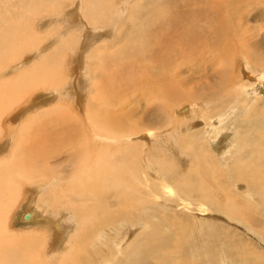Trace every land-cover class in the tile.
Here are the masks:
<instances>
[{
    "label": "bare ground",
    "instance_id": "obj_1",
    "mask_svg": "<svg viewBox=\"0 0 264 264\" xmlns=\"http://www.w3.org/2000/svg\"><path fill=\"white\" fill-rule=\"evenodd\" d=\"M179 1L186 2L188 6L190 5L189 10H184V12H187L186 15L179 12L173 15L172 11H168L164 5H159V0H153V8L150 12L151 21L146 20L135 27L143 33L140 39L135 40L131 36L130 40L120 41L119 43L122 42V44L117 51L114 52L115 47L109 54L107 53L111 47L105 45L106 50L102 46L92 47L89 52V60L94 62H88L87 68L93 71L92 80L94 82L91 85L89 84L90 94H88L84 110L86 115L90 114L88 119L84 118L80 121L75 115L78 113V109L72 111L69 106L59 109L64 114L52 117L58 111L55 109L61 106L63 102L61 101L63 98L60 97L53 105H44V109L31 115L30 118H34V120L30 119L21 132L17 135L15 133L11 134L10 141L7 144L10 149L9 153L7 152L8 154L4 156L1 154L2 158L0 159V264H48L49 254H43L38 246H46L49 252H52L54 247L60 249L61 247L58 246L59 241L54 242L53 240L57 236L62 241L64 235L68 236L64 243L66 245L63 247L64 250L54 252V254L60 255L57 264H218L217 262L225 260L226 256V252L220 251L219 248L222 242H224L222 248L227 243L223 237L220 238L216 235L219 223L216 222V218H223V216L228 221V228L235 226L238 228L236 231H239L242 237H249L257 241L258 244L254 243L252 246L256 252L249 247L252 249L249 250L250 254L248 253L249 256H252L250 264H262L264 260V257H262L264 243L260 239L261 234L259 235L257 229L253 226L258 223H254V214L246 212L239 205V190L233 189L235 183H237L239 189L240 185H243L246 188L245 195H248V197L258 195L262 201V206H264V175L263 177L255 176L259 175L263 168L260 169V166L254 167V162L258 163L256 157L264 158V119L254 120L258 116L256 107H250L246 111H242V119L239 123H245V125L238 124L243 128L246 127L243 133L238 132L241 127H236L234 132H232V128L229 131L225 130V132L228 131V134L224 135L223 143L229 144L228 150H223V152L224 155L226 153L227 157L234 158L232 159V165H230L235 177L233 180H229L230 183L224 177V175L228 177L229 174L224 173L222 175L225 169L221 166L225 167L227 163L221 162L223 158L219 161L215 160L216 156L222 157L221 150L218 153L214 152L216 156L213 155L214 153H208V161L203 160L201 154L198 153L201 149L198 152L196 151V141L201 136L193 140L188 135V137H185L186 134L183 135L182 132L180 139L178 138L179 142L174 140L172 143L166 142V139H173L175 133L174 130H166V122H163L164 119H167L165 117H162V121L156 119L154 123L152 122L146 128L147 131H143L142 136L145 141L140 142L142 144L139 143L142 147L141 152L135 155L132 153L135 151V145L138 147L139 144H136L138 142L132 143L136 131L132 129L135 123L134 121L131 122V116L138 111L140 118L136 120L143 122L145 115H148L139 108H151L150 111L154 115L162 112L165 114L164 110L167 111L165 104L179 99L181 94L186 91L185 88L195 100H206L213 104L223 102L227 99L224 98L228 94L225 88L231 83V77L227 79L219 78L220 75L217 76V63L219 59H222L224 68L227 69L230 66L229 70L231 71V61L230 64L227 62L237 53L240 54L241 64L246 70L258 71L255 69L257 66L264 69V58L260 57L261 54H264V49L262 51L254 49L256 40L264 36V4L259 3L258 0H240L242 5L239 12L236 13L238 8L236 0L222 1L224 9L217 8V14L220 13L218 16L215 13L217 16L215 27L218 26L219 29L215 28L214 33L218 41L211 45L212 48L203 43L209 42L210 39L209 36H205L206 28H204V31L201 28L194 31L197 28L193 27L194 24H198V21L195 23L198 18H196V15L200 14L198 7H195L199 2L197 0ZM254 1L260 8L257 9L253 3ZM64 4L61 0H0V65L4 64L2 70L10 62H13L15 57L17 58L19 55V57H22L27 52L31 53L29 54L31 55L30 59H40L18 74L23 82L11 78L14 86H10L6 93L0 94V106L5 104L0 107V117L8 108L16 105L27 92L40 86L60 85L62 82L68 81L73 86L72 94L77 93V88L80 86L79 79L81 76L85 77V73L79 71L77 80L73 81V79H69L70 77L66 79L60 72L61 66H58V64H61V59L65 57L67 41H63L61 46L46 54L42 42H40L41 38L31 26L20 25L19 28L15 26L16 19L21 24H28L36 16L42 15L43 12L51 13L53 9L60 10ZM118 4L115 0H83V16L90 24H96L99 21L106 22L112 10H115L114 18L124 11L125 6L117 7ZM139 4V2L135 3L133 14H129L133 21L137 19L139 21L142 13L148 14L149 12L147 8H143L142 4ZM175 4L177 5V3ZM254 8L256 10L252 14L251 10ZM95 9L99 10L101 14H95L97 12ZM202 14L204 16L205 13ZM251 14L255 18L262 16L257 18V20H260L258 26L254 28L248 26V24L243 25L242 31L238 32L240 33L238 36L234 29V26H237L235 19L239 18L241 21H245ZM70 15L72 22L79 21V15L76 11H71ZM182 16H185V18L191 16L192 23L190 27L177 33L181 29L180 17ZM204 18L207 19V17ZM47 23L50 25V21H47ZM154 28L155 35L161 29L163 30L158 36L152 37L147 29ZM243 29H246V31H243ZM233 32L237 34V37L232 36ZM106 34L109 35L110 33L107 32ZM56 36L60 37L59 33ZM240 37L246 40L241 45H239V42L243 41L239 40ZM255 37L258 38L253 42ZM215 49L219 52L215 53V57L219 55L218 60L213 59L210 53H205V50L216 51ZM127 52L128 54L125 56L124 54ZM247 52L254 56L252 61L246 54ZM116 57L121 58L117 59ZM185 57L191 62L193 59L195 64L199 65H203L204 60H207L206 64L210 65L211 72L215 76L211 79V82L206 81L205 75L198 76V79L196 76V79H194L185 75L184 73H188V70L182 66H176L174 63V59L177 58L180 62L186 61ZM115 58L118 63L113 65L110 60ZM202 67L205 68V66ZM199 68L201 67L199 66ZM198 70L197 68L194 71L198 72ZM250 74L253 75L251 72ZM242 75L251 82L237 89L235 95L241 96L243 94V98H248L245 95L250 96L253 94L254 84L258 79L250 76L248 71H243ZM202 78L205 80H202ZM196 80L201 82L198 83L197 87H194ZM123 84L126 85V94L122 93L125 92L122 89L124 88ZM130 85L133 87L132 91ZM52 91V94L58 92L57 89ZM80 92L84 95L81 90ZM38 93L41 94V100L36 101L39 103L29 104V106L31 105V107L28 106L29 108L26 106L29 111L44 104L42 101L44 100L45 95L43 96V93L45 91L39 90ZM77 97L74 94L72 98ZM126 98L135 101L134 104L138 106L126 110L124 102ZM141 100L142 102H140ZM129 103L131 104V102ZM255 104H257V101H255ZM238 105L241 109L246 106L244 103H238ZM99 108L102 110L99 111ZM186 110L187 107H184L183 111ZM27 112L23 111L22 113ZM192 114L194 115V113ZM259 116L264 118V113ZM179 118H182V115H179ZM73 119L75 121L73 122L74 125L69 126ZM52 120H57V122ZM204 122H208L206 126H212V132L215 136L221 130L218 119H209ZM155 126H158L159 132L166 130L167 133L156 135L153 132ZM208 130L203 131L208 132ZM177 132L181 133V131ZM199 132L197 133L199 134ZM237 133L240 134L236 141L240 150L238 154L233 155L230 153L231 148L235 147V140L233 141V139ZM2 134V127H0V144L3 141ZM141 134L139 133V135ZM89 135L95 139L92 143L93 146L87 141ZM206 135L204 136L206 137ZM254 136L256 141L253 140ZM202 139L206 146L212 144L210 136ZM247 139L251 144L244 148L243 144ZM12 140H14L13 145H11ZM128 141H131L132 144H125ZM147 141H151V148L146 146ZM231 144L232 146H230ZM59 146L64 147L62 152L66 155L53 162L49 158L60 155V150L56 149ZM221 147H224V145ZM154 150L161 152L160 156L154 154ZM27 151L35 154H31L32 156L18 162L17 157H22ZM121 152L123 157L119 158L118 154ZM200 152H203V150ZM36 153L40 156V161L35 156ZM247 155H249L248 159L246 158ZM183 156L192 158L185 167L179 165L183 160ZM173 161L177 164H174ZM38 162H40L39 167H34V169H31L32 171L28 169V164L38 165ZM46 164L48 167L58 168L62 172L61 176L68 177L66 179L67 187L65 186L64 189L60 187L64 191L61 192V196L66 197L67 192H71L72 189L75 192L74 194L84 196L81 199L83 206L74 209L73 212L70 206L74 205L70 200L61 198L60 208H57L58 204L55 200L56 212L54 205L47 207L46 212L44 211L46 206H42V204L45 203L46 205V201L40 204L42 208L35 206L33 210L25 211L22 216L23 220L37 219L39 223H43L44 227H47L43 231L44 235L38 231L39 241L32 242L29 241L27 234L18 236L8 226L9 219L7 216L10 206L19 196L18 191L14 193L11 190L12 178L15 173L16 175H22L28 182L41 179L48 183L42 186L43 191L46 192L45 195H48L50 189L55 185L60 186L62 184V178L59 175L55 176L57 174L53 175L52 169H46L45 167L44 171L41 170ZM138 164L142 168H139ZM226 170L228 171V169ZM10 173L12 175L3 182L1 176ZM53 194L55 193L53 192ZM221 194L222 198H220ZM99 197L104 200V205L102 204L100 207L96 203H92V200ZM245 197L248 200V197ZM157 203H165V205L167 203L172 209L162 207ZM111 206H114L112 211L106 209ZM99 209L102 214H99ZM189 209L191 212L195 211L193 216H191L193 213L189 215ZM94 211L95 213L91 214ZM159 212L162 214L160 216L169 222L168 226L172 231L171 234H165L164 229L158 228L156 222H160ZM86 214H91V218L85 224L83 223L84 225H80L77 217ZM82 218L84 219V217ZM40 219L45 221L41 222ZM237 223L243 227H240ZM148 224L151 225L150 229L144 233L142 238L135 242L129 239L130 241L125 243L123 250H118L120 242H125L127 236L131 235L132 237L134 235L132 232L135 227H139L137 233L140 234L143 227ZM220 226L222 229L224 228L221 224ZM246 227L249 230H246ZM261 231L263 232V230ZM128 246L129 249H127ZM111 247L112 249H110ZM203 250H206L207 258L200 255V251ZM235 251L234 255L242 254L237 250ZM255 253H257V256ZM49 257L51 256L49 255ZM241 262L242 264L248 263L245 259ZM52 263L56 264V261Z\"/></svg>",
    "mask_w": 264,
    "mask_h": 264
},
{
    "label": "rangeland",
    "instance_id": "obj_2",
    "mask_svg": "<svg viewBox=\"0 0 264 264\" xmlns=\"http://www.w3.org/2000/svg\"><path fill=\"white\" fill-rule=\"evenodd\" d=\"M61 1H63L65 4L62 5V8L60 10L56 11L55 9H53L51 13L43 12L42 15L36 16L28 24H21L20 21L18 19H16V23H15L16 25L15 26H16V28H19L20 25L31 26L33 28V30L35 31V33L41 38L40 42H42V45L44 47V52L46 54L51 52L54 48L61 46L63 41H67L65 57L63 59H61V64H58V66L59 67L61 66L60 67L61 70L60 69L59 70L62 73V75H64L66 77V79L70 77L69 79H73V81L77 78V76H79V73H78L79 71L81 73H85L84 76L85 75L86 76L85 77L81 76L79 79L80 86L77 88L78 89L77 93H74L76 95V97L77 96L78 97L75 99L72 98L74 95V94H72L73 86H71L70 82H68V81L62 82L60 85L50 84V85L40 86L34 90L27 92L23 96V98L18 101V103L16 105H13L12 108H8L0 117V127H2V133H3L2 134L3 135V138H2L3 141L0 144V159L2 158V155L4 156V155L9 153L8 151L10 149L8 148L7 144L10 141L11 134L15 133L17 135L19 132H21V130L26 126V124L29 122L30 119L34 120V118H30L31 115L35 114L36 112H38L41 109H44L43 108L44 105H46V106H48L49 104L53 105L55 102H57V100L60 97L63 98L61 100L63 102H62L61 106H59L57 109H55L58 111L55 112L52 117H54L56 115L64 114L59 109L69 106V107H71L70 110H72V111L74 109L75 110L78 109L77 110L78 113L75 115H77V117L80 119V121L83 120L84 118L88 119V117H90V114L86 115L84 110L86 108V104H87L86 101L88 99V94H90V91H89L90 85L94 82V80H92L93 71L87 68L88 62L89 63L94 62L93 60H91V61L89 60V52L92 50V47H94V46H102V48L104 50H106V47H105V45H106L107 47H111V49L107 53V54H109L110 52H112L115 49V47H116V49L114 50V52H116L118 47L122 44V42H124L125 40H130L131 36L134 37L135 40L140 39L143 36V33L140 30H137L135 27L136 26L138 27V25L144 23L146 20L151 21L150 12L153 8L152 7L153 0H122L123 2L121 0H115L116 4L122 3V4H118L117 7H121L122 5L125 6L124 11L121 12L119 14V16L114 18L115 17V10H112L111 14H110V16L106 22L99 21L96 24H90L85 20V18L83 16V0H61ZM171 1H172V5H171ZM174 1H175V3H177V5L174 3ZM197 1L199 2V4L197 6L195 5L196 7L195 6L194 7L195 8L198 7L197 9L199 10L200 14L196 15V18L197 17L198 18L195 20V23H196V21H198V24L197 23L194 24L193 27L194 28L197 27L194 31H196L198 28H201L204 31V28H206L205 29V36H209L210 39H209V42H203V43H204V45H208L209 47H212L211 45L218 41L216 38V35L214 33L216 31V29H219L218 26L215 27L217 24V20H215V19L218 15H220V13L217 14V8L220 7L222 9H224L223 4L221 2L227 1V0H197ZM258 1L261 4H264V0H261V1L258 0ZM137 2L142 4L143 8H147L149 12H148V14L142 13L140 15L139 21H138V19L136 21H133L132 18L129 16V14H133V10L135 9L134 4ZM159 2H160L159 3L160 6L164 5V7H166V9L168 11H172L173 15L176 12H179L183 15H186L187 12H184V10L185 9L189 10V6H190V5L188 6V4L186 2H184V3H186V5H184V3H182L179 0H159ZM190 2H189V4H190ZM236 3L238 5V8L236 9V13H238L240 10V7L242 5V2L240 0H236ZM253 3L257 7V9L260 8V6L257 5V3L255 1ZM180 4H183V5H180ZM206 4H208V5L205 6ZM95 10L97 11L95 14H97V15L101 14L99 12V10H97V9H95ZM255 10H256L255 8L251 10L252 14L255 12ZM71 11L77 12V14L79 15V21H77V22L71 21V15H70ZM128 11H129V13H128ZM203 12L205 13L204 16H202ZM215 13L217 16L215 15ZM211 14H212V16H211ZM252 14L245 21H241L239 18L235 19L237 26H234L235 27L234 29H235V32H237L238 36L240 34L238 32L242 31L241 28L243 27V25L248 24V26H251L254 28L256 26H258V22H260V20H257V18L262 17V16L255 18L254 15H252ZM213 16H215V17H213ZM204 17H207V19H205ZM187 18H185V16L180 17L181 29L177 33H180L182 29L191 26L190 24L192 23L191 22L192 18H191V16H189ZM203 18H204V20H203ZM171 19H174V18H171ZM47 21H50V25L47 23ZM110 21H112V22H110ZM207 21H208V23H206ZM203 22H205V24H203ZM203 25L204 26L206 25V26L204 27ZM155 27H157V26L155 25ZM147 30L149 31L150 35L152 37H154V36H158L163 29H161L157 35H155L156 34L155 28L154 29H147ZM243 31H246V29H243ZM247 31H248V29H247ZM107 32H109L110 34L107 35L106 34ZM58 33H59L60 37L56 36ZM260 33H262V32H260ZM237 34L233 32L232 36L237 37ZM258 37H255L253 42ZM239 40L243 41V42H239V45H241V43H244L246 41V40H244V38L242 39L241 37L239 38ZM120 41H122V42L119 43ZM254 49H256L257 51H259V50L262 51V49H264V36H262V38L260 37V39L256 40V47L254 46ZM28 51H29V49H28ZM205 53H210V55H212L213 59L218 60V58H219V55H218V57H215V53H219L217 50L216 51L205 50ZM29 54H31V53L27 52L22 57H19L20 55L17 58L15 57L14 61L10 62L7 65V67L3 70H2V68L4 67V64L0 65V71L2 70L0 72V94H2L3 92L6 93L9 90L10 86H14L12 83V79H18L21 82L22 80L18 77V74H20L22 71L27 69L29 66H31L32 64H35L38 60H40V59H38V56H37L38 60L30 59L31 55H29ZM127 54H128V52L124 55L126 56ZM246 54L248 55L250 61H252L254 56L250 55L248 52ZM255 54H257V53H255ZM260 57L264 58V54H261ZM32 58H34V57H32ZM116 58L120 59L121 57H116ZM116 58L114 60H112V59L110 60V62L113 65L118 63ZM184 59L186 61H181V62L179 61L178 58L174 59V63L176 64V66H182L188 70V73H184L185 75L191 76L194 79H196V77L198 79L199 78L198 76L205 75L204 77H206V79H207L206 81H209V83L211 82V79H213L215 77L213 75V73L211 72L210 65L206 64L207 60H204L203 65H201V64L199 65V64H195V61L193 59H192V62L187 57H185ZM188 60H189V62H187ZM230 61H231V65H232L231 71L229 70L230 66H228L227 69L224 68V64H223L222 59H219L218 63H217V70H218L217 76L220 75L219 78H223V79H227L228 77H231V83L227 86V88H225V90L228 94L225 95L224 98H227V99H225L223 102H217L214 104L212 102H209L206 100H203V101L198 100V99L195 100L194 97L189 93L187 88H185L186 91H184V93L181 94V97L179 99L175 100L174 102L165 104L166 108H167V111L164 110L165 114H163V112H162L161 114L156 113V115H154L153 112L150 111L151 108H145V109L139 108L140 110H143L148 115H145V117H144L145 120H143V122H141V120L139 122L136 120V119L140 118L138 111H136V113L134 112L133 115L131 116V119H132L131 122L134 121V123H135L133 125L132 129H134V131H136V133L134 134V138H133L132 143L138 142L136 144H139L140 142H144L145 139H143V136H142L143 131H147L146 128H148L152 122L154 123L156 121V119L161 120L162 117H165L167 119H164L163 122H166L165 123L167 125L166 130L167 131L174 130V133H175L174 138L173 139H166V142L172 143L173 140L175 142H179V139L181 137L182 132H183V135L186 134L185 137L190 136L193 138V140L197 139V137H199V136H201V137L203 136L202 138H209V136H210V139L212 140V144L210 143L211 145L209 144L208 146L205 145V143L201 137L198 138V140L196 141L197 147H195L196 151L198 152V150H200V149H201L200 151L203 150V152L199 151L198 153L201 154V158H203V160L208 161L209 160L208 153H210V154H212L214 152L218 153V151L221 150V155L223 153L221 158L217 157L215 155V153L213 155L216 156V158H215L216 161H219L223 158L221 160V162L222 163L226 162L227 164H225V167L221 166L222 168L225 169L224 172H222V175L224 173H227L226 175L229 174L228 177L224 175V177H226L225 179L227 180V182L229 180L230 181L233 180L235 177V174H234V171L232 169L231 163H233L232 159H234V158L232 157V159H231L229 156L227 157L226 153L224 155L223 150H228V144H229V143L228 144L223 143L224 142V135L226 136V133L228 134V131L230 128H232V130H233L232 132H234L236 127L237 128L241 127L239 124H241L243 126L245 125V123H239V122H241V119H242V114H241L242 111H246L247 108H250V107L255 108L256 107L255 109H256L258 116L254 120H263L264 119L263 116L262 117L259 116L261 113L262 114L264 113V108H263V106H264V69H260L257 66V68H255V69L258 71L246 70V68H244V66H242V64H241V56L239 53H237V55H234L233 58H231V60H229L227 63L230 64ZM197 63H198V61H197ZM198 65L201 68H199ZM202 66H205V68ZM249 67L251 68V66H249ZM197 68L199 70H198V72H195L194 70ZM263 68H264V66H263ZM63 71H64V73H63ZM243 71H246V72L248 71L250 76L256 77L258 79V81L254 84V87H253L254 92L252 95H250L251 97L245 95L248 98H243V96H242L243 94H241V96L235 95V93L237 92V89H239L240 87H244L246 83L251 82V80H249L247 77H244V75H242ZM249 71L251 73H253V75H251ZM189 73H190V75H189ZM119 76L121 77V75H119ZM133 76H134V74H133ZM122 77H123V74H122ZM193 78H192V80H194ZM202 80H205V79L202 78ZM215 81H217V80L215 79ZM200 82L201 81L196 80V82H195L196 85H194V87H197V85H199L198 83H200ZM191 84H193V83H191ZM214 85H215V83H214ZM123 87L124 88H122V89H124L125 92L123 90H122L123 92L122 91L121 92L126 94L127 93L126 85H124ZM132 88L133 87L131 86V88H130L131 91L133 90ZM53 89H55V90L57 89L58 92L56 91L55 94H52L51 92H53L52 91ZM39 90L45 91V93H43V96L45 95L44 100L42 101V103H44V104H42V105L37 104L40 106L34 107L29 111V109H26L29 106V104H34L36 101L41 100L40 99L41 94L38 93ZM80 90L84 93V95H82ZM38 94H39V96H38ZM27 101L29 102L28 104H27ZM255 101H257V104H255ZM124 102H125L126 110H129L132 108L134 109L136 106H138V105L134 104L135 101H132L128 98L124 99ZM129 102H131V104ZM140 102H142V100ZM36 103H39V102H36ZM238 103H244V104H246V106L241 109V107L238 105ZM3 105H5V104H2L0 107H3ZM51 105H49V106H51ZM192 106L193 107L195 106V108H193ZM29 107H31V105ZM184 107H187L186 111H183ZM13 109H15V110L13 111ZM22 110L28 111V112L22 113L23 112ZM101 110L102 109L99 108V111H101ZM9 111H13V112L10 113ZM191 111H194V112H191ZM195 111H197V112H195ZM7 112H9V113L7 114ZM192 113H194V115L195 114L196 115L194 116ZM6 115H7V117H6ZM179 115H182V118H179ZM209 119L210 120H212V119H218L219 120V126L221 127V130L218 131L219 133H217L216 136L212 132V126L211 125L206 126V124L209 121L204 122V121L209 120ZM52 121L57 122V120L56 121L52 120ZM43 122L45 123L44 120H43ZM71 122L72 123H70L69 126L74 125L73 124V122H75L74 119ZM231 122H233V123H231ZM41 124H42V120H41ZM243 126L238 130V132L239 131H240V133L244 132L246 127L243 128ZM154 128L155 129H153V132L156 133V135H158V134L163 135V134L167 133L166 130L159 132L158 126H155ZM206 128H208L209 130ZM203 130L204 131L208 130V132H204ZM225 130H228V131L225 132ZM241 130H243V131H241ZM177 131H181V133H178ZM196 131L197 132L200 131L199 134ZM139 133H142V134L139 135ZM195 133L198 135H196ZM221 133H222L223 138L221 136ZM206 134H208V135L210 134V135L208 136ZM204 135H206V137ZM238 136H240V134L237 133L235 135V138L233 139V141L235 140V147L231 148L230 154L236 155V154H238V151L240 150L239 145L236 143ZM219 138H221L222 140ZM94 140H95L94 137H90V135L87 138V141L89 142L90 145H92V143H94ZM253 140L256 141L255 136H254ZM13 141L14 140H12L11 145H13V143H14ZM233 141H232V144H233ZM130 142L131 141H128V143L126 142L125 144H127V145L132 144ZM201 142L203 143L202 146H201V144H202ZM216 142H218V143H216ZM140 144H142V143H140ZM140 144L138 145V147H137V145H135L136 146L135 151L132 152L134 155L141 152L142 147ZM145 144H146V146H148V148H151L150 147L151 141H147ZM217 144L219 145L220 149H219V147H217L218 146ZM232 144L230 146H232ZM248 144H251L249 139L244 141V144H243L244 148H247ZM220 145L221 146L224 145V147H221ZM199 146H201V147H199ZM210 146H211V148H209ZM31 148H32V146H31ZM56 149L60 150V155L59 156L57 155L55 158L51 156L52 158L50 157L49 159H51V161H53V162L57 161L58 158L66 155V153L63 154V152H62L64 150L63 146H59ZM206 149H207V151H206ZM153 152H154V154H156L158 156H160V154H161V152H159V151L154 150ZM252 152H253V149H252ZM202 153L204 154V156ZM31 154H32V152L27 151L25 154H23L22 157L21 156L17 157L18 162L19 161L22 162L23 160H25L29 156L34 155L35 153H33L32 155ZM35 156L37 157V159L39 161L41 160L40 156L37 153ZM190 156L192 157V155H190ZM190 156H188V157L183 156V160L181 163H179V165H181V167L187 166L190 159L192 160V158H190ZM223 156H225L226 158ZM118 157L122 158L123 153L122 152L119 153ZM246 158L248 159L249 155H247ZM256 159H257L258 163L256 164L254 162V164H255L254 167L260 166V169L263 168V170H262V172L261 171L259 172L260 176L259 175H255V176L263 177V175H264V158L256 157ZM39 163L40 162L37 163L38 165H33V163L28 164V169L31 170V169H34V167H37V166L39 167V165H40ZM173 163L177 164V163H175V161H173ZM45 167H46V169L47 168L52 169L53 175L57 174L55 176L59 175V177L62 178V184L60 186L55 185L52 189H50V192L48 193V195H45L46 192H44L42 189V186L46 185L48 183L45 181H42L41 179H37L36 180L37 182L36 181L28 182L25 180L24 177H22V175L18 174L22 177L21 178L20 176L16 175L15 173L13 175L14 179L12 178L11 190H13L14 193H16V191H18L19 196L16 198V200L10 206V211L8 213V216H7L9 219L8 220L9 221L8 226H9V229L14 234H16L18 236H21L22 234H27L29 241H32V242L33 241H39L40 236L38 234V231L42 232V235H44L43 231L47 227L46 226L44 227L43 223H39V221H37V219H34V220L32 219L30 221L23 220L22 216L25 214V211L31 210V209L33 210V208L35 206H40L39 208H42V206H46L45 210H44L46 212L47 207L53 206L55 204V200H56V203L58 204L57 208H60V204L62 203L61 198H63V200H65L66 198H68L70 200V202L74 205V206H72V205L70 206V209L73 212H74V209H78L81 206H83V204H81L82 203L81 199L84 196L74 194L75 192L72 191V189H71V192L69 191L70 193L67 192L66 197L61 196V194H62L61 192H64L62 189L65 188L66 179L68 177L61 176L60 174L62 172L60 170H58V168L48 167L47 164L41 170L44 171ZM138 167L142 168L139 164H138ZM226 169H228V171ZM12 173H10L8 175H2L1 178H2L3 182L9 176H11ZM16 178H17V180H16ZM227 178H229V179H227ZM230 181L228 183H230ZM234 186H235V188H233V189H237V191L239 190V198H240L238 201L239 205H241L246 210V212H248V213L251 212L252 214H254L253 215L254 216V223L257 222L258 224H254L253 226L257 229L256 230L257 233L259 235L261 234L260 239L264 243V234H263V232H264V229H263L264 228V206H262V201H261L260 197L256 194L252 195L251 197H248V195H245L246 188H244L243 185L242 186L240 185V189L237 187V183H235ZM41 191L44 193H42ZM53 192L55 194H53ZM234 192H235V190H234ZM245 196L248 197V200ZM244 197L246 198V200L244 199ZM220 198H222V194L220 195ZM53 199H54V201H53ZM44 201L47 202L46 205H45V203H43ZM93 202L96 203L97 206H99V207L102 206V204L104 205V200L102 197H99L98 199L92 200V203ZM178 202H179V200H178ZM249 202H250V205H249ZM63 203H64V201H63ZM168 203H170V202H168ZM40 204H42V206ZM157 204H159V203H157ZM159 205H161L162 207H167V208L172 209V207L169 206L167 203H166V205H165V203H160ZM54 207H55V212H56V210H57L56 206L54 205ZM113 208H114V206H111V207H108L106 209L112 211ZM98 212H99V214H102L100 209ZM94 213H95V211L91 214H94ZM194 213H195L194 210L191 212L189 209V215L192 214L191 216H193ZM91 214L90 215L86 214V215L81 216L79 218L77 217L79 224L80 225H82L83 223L85 224V222L88 221L89 218H91ZM158 215H159V219H160L159 223L156 222V224L158 225V228L160 227V228L164 229L165 234H171L172 231L168 226L169 222L166 219H164L162 216H160V215H162L161 212H159ZM82 217H84V219ZM40 220H41V222L45 221L43 219H40ZM216 222H219L218 228H217L218 233H216V235L220 236V238L223 237L227 243V245L224 248H222L224 246V242H222V245L219 248L220 251L226 252L225 260H221V262H217V263L218 264H242L241 261L243 259H245L246 261H248L247 264H250V262L252 261V256L251 255L249 256V254H250L249 250L250 251L252 249L255 250V248H252V246L254 243L258 244L257 241L255 239L252 240L249 237H242L240 232L236 231L238 228L235 226H231V228L229 227L230 228V230H229V228L227 227L228 221H227L226 217H224V216H223V218L217 217ZM220 224L222 226H224L223 229L220 226ZM238 225L240 227H243L240 224H238ZM150 226L151 225L148 224L147 226L143 227L140 234L137 233V229L139 227H135L133 229V232H132L134 235L132 237H131V235L127 236L125 242H120L121 244H120V248L118 250L119 251L123 250L125 243H128L131 239L133 240L132 242H135L138 239L142 238L144 233L150 229ZM225 226H226V228H225ZM246 230H249V229L246 227ZM261 230H263V232ZM234 231H236V232H234ZM34 232H36L37 234ZM233 233H235V234H233ZM67 239H68L67 235L63 236L62 241L59 237L56 236L55 240H53V241L54 242L59 241L58 246H60L61 248L58 249V247H54L52 249L53 250L52 252L51 251L49 252V250H47L46 246H40V245L38 246L40 248V250H42L43 254H49L52 257L51 258L48 255V259H49L48 264H54V263H52L53 261L54 262L56 261V264H57V261L59 260L60 255L59 254L56 255V254H54V252L59 251V250L60 251L64 250V248H63L65 245L64 243ZM229 241H231V242H229ZM111 246H112V244H111ZM249 247H251L252 249H250ZM110 249H112V247ZM127 249H129V246L127 247ZM235 250H237L238 252H240L242 254L234 255V252H236ZM252 252H254V251H252ZM255 252H256V250H255ZM230 253H231V255H230ZM255 254L257 256V253H255ZM200 255L203 258H207L206 250L200 251ZM219 255L221 256V254H219ZM262 257H264V252H263ZM241 258H243V259H241ZM238 261H240V262H238ZM176 264H178V263H176ZM183 264H185V263H183ZM262 264H264V260H263Z\"/></svg>",
    "mask_w": 264,
    "mask_h": 264
}]
</instances>
